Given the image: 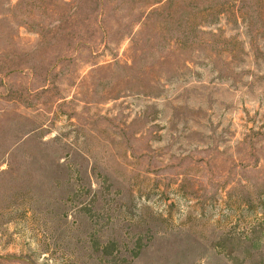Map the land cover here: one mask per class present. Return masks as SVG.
Segmentation results:
<instances>
[{"label":"rangeland","instance_id":"obj_1","mask_svg":"<svg viewBox=\"0 0 264 264\" xmlns=\"http://www.w3.org/2000/svg\"><path fill=\"white\" fill-rule=\"evenodd\" d=\"M0 264H264V0H0Z\"/></svg>","mask_w":264,"mask_h":264}]
</instances>
